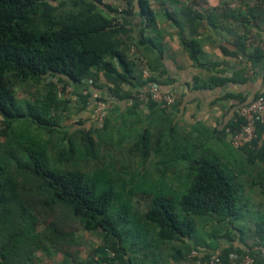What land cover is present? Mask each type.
I'll return each mask as SVG.
<instances>
[{"label": "trees", "instance_id": "1", "mask_svg": "<svg viewBox=\"0 0 264 264\" xmlns=\"http://www.w3.org/2000/svg\"><path fill=\"white\" fill-rule=\"evenodd\" d=\"M122 1L128 8L118 13L117 5ZM159 5L168 19L188 27L189 33L204 21L212 27L226 28L240 51H244L247 35L252 33L250 20L230 15L224 6L199 10L189 2L169 11ZM134 7L142 15L153 14L148 0H0V117L2 134L8 137L7 143L0 145V264L33 261L34 246L63 249L65 264H80L73 262L69 248L79 224L86 231L102 233L99 251L84 264H131V259L125 258L128 250L174 247V242L185 243L187 239L192 245L185 243L186 253L216 251L219 238H229L228 232H219L228 226L227 219L237 218L241 212L235 177L218 160L186 158L187 153H179L170 126L140 133L137 151L130 152L139 155V166L125 181L124 172L111 163H97L89 173L64 165L73 160L76 151L96 160L103 146L99 128L70 133L63 129L61 114L68 100L59 96V85L65 88L90 77L95 81L100 78L113 98L130 97L122 93V86L134 77L135 62L129 51L135 43L128 38L129 29L121 19L132 14ZM138 44L152 41L141 37ZM182 45L190 59L198 62L199 44L184 37ZM26 81L41 86L43 91L33 103H23L16 96L15 85ZM17 123L35 126L46 135L28 130L14 134ZM238 126L239 121L234 119L226 128L234 131ZM262 129L264 125L257 124V140L240 149L249 152V159L261 152L258 133ZM171 172L177 175V186L166 181ZM20 182L24 189L17 193ZM136 192L147 200L143 213L132 211ZM23 204L56 222L39 233H24L21 226L8 219L12 209ZM200 224L203 230L198 228ZM254 232L260 233L257 237L264 242V223H258ZM233 253L246 255L226 248L215 256L222 264L241 263L229 258ZM215 256L196 255L194 261ZM251 257L256 264H263L256 256Z\"/></svg>", "mask_w": 264, "mask_h": 264}, {"label": "crops", "instance_id": "2", "mask_svg": "<svg viewBox=\"0 0 264 264\" xmlns=\"http://www.w3.org/2000/svg\"><path fill=\"white\" fill-rule=\"evenodd\" d=\"M148 1L152 16L142 15L134 7L132 14L121 19L129 29L128 38L135 43L129 51L135 62L134 77L122 86V93L130 97L113 98L102 87L105 82L100 78L95 81L90 77L80 84L67 86L64 99L68 103L61 114L63 129L70 133L81 128L93 131L99 128L103 146L100 150L104 155H134L130 152L137 151L142 131L156 132L170 126L174 129L171 137H175L179 153H187L186 158L205 156L218 160L235 177L241 212L237 218L226 220L228 226L219 235L228 232L229 238H219L218 250L186 253L185 243L192 245L187 239L185 243L174 242V247L128 250L125 258L131 259V264H193L196 255L215 256L226 248L256 256L264 264V242L257 237L260 233L254 232L258 223H264V129L258 133L261 152L254 159L252 155L248 158L246 150L233 149L229 135L223 131L235 119L240 105L264 94V0ZM189 2H194L199 10L224 6L230 15L250 20L252 33L247 35L244 51L233 45L234 38L226 28L212 27L204 21L189 33L188 27L168 19L159 5L176 11ZM141 37L151 40L152 44L139 45ZM184 37L199 44L198 62H193L183 48ZM93 74L101 76L97 71ZM149 82L157 83L163 92L174 94V105L167 107L146 97L143 92ZM95 91L108 102L107 123L103 129L93 109L91 95ZM118 133L122 137L117 141L112 136ZM168 176L169 185L177 186V175L171 172ZM261 235L264 237V232Z\"/></svg>", "mask_w": 264, "mask_h": 264}, {"label": "rangeland", "instance_id": "3", "mask_svg": "<svg viewBox=\"0 0 264 264\" xmlns=\"http://www.w3.org/2000/svg\"><path fill=\"white\" fill-rule=\"evenodd\" d=\"M156 1V0H153ZM16 96L21 102H35V100H39L42 96L41 86L33 85L31 81H26L22 84L15 85ZM30 131L32 134H42L46 135L44 131L38 130L36 131L35 126L28 125L27 123H17L14 124L12 132L14 134L19 133L20 131ZM3 131V121L0 117V145H5L7 143L8 137L2 134ZM122 137L121 133L117 135H113L112 138L117 141ZM79 153L76 151L73 160H70L68 163H64V165L69 169H79L86 173L92 171L93 166L97 163L100 166L104 164L111 163L115 166L114 169H119L121 172H124L123 180L125 181L130 177L132 173L137 171L139 166V155H104L105 152L102 150L99 155H97L96 160H91L90 158L85 157L84 155H78ZM116 154V153H113ZM52 156L51 153L47 155ZM52 162V159H49ZM48 160V161H49ZM153 162V160H150ZM146 171L150 166L148 163L145 165ZM128 172V173H127ZM115 183H120L115 182ZM116 184V191L120 192V185ZM24 186L22 182H20L18 186V191L23 192ZM21 194H19L20 197ZM19 200V199H18ZM147 200L142 198L139 193L133 197L132 202V211L137 213H143L147 208ZM117 207H120V203L115 204ZM9 222L13 225H19L22 227L24 233L36 234L43 231L46 227L51 226L56 222L49 215H40L34 210L30 209L26 204L19 209H12L9 214ZM249 220V219H248ZM250 226V225H248ZM199 229L203 230L204 226L201 224L198 226ZM102 245V233L99 230L89 232L86 231L81 224L77 225V230L75 231V241L69 244V248L71 253L73 254V262L84 264L86 263L88 257L94 256L95 251H99L100 246ZM63 249H57L52 246H34L33 252V261H29L24 259L22 264H65L63 261Z\"/></svg>", "mask_w": 264, "mask_h": 264}, {"label": "built area", "instance_id": "4", "mask_svg": "<svg viewBox=\"0 0 264 264\" xmlns=\"http://www.w3.org/2000/svg\"><path fill=\"white\" fill-rule=\"evenodd\" d=\"M126 1H122L117 5V12L121 13L127 9ZM133 50L132 48L130 49ZM147 76V71L144 72ZM66 88L59 85V96L64 98ZM143 94L150 100L165 105L167 107L174 105L176 96L172 93H166L161 90V87L155 82H149ZM93 102L94 113L101 123L107 118L108 102L97 91L91 95ZM235 120L239 121L238 129L230 131L226 128L225 132L229 135V143L233 149L240 150L245 146L251 145L257 140L256 126L257 124L264 125V95H259L247 104L240 105L236 111ZM113 256L112 253L109 254ZM231 260H241L242 264H256L251 256H238L233 253L229 256ZM193 264H222L219 256L211 257L209 259H197Z\"/></svg>", "mask_w": 264, "mask_h": 264}]
</instances>
